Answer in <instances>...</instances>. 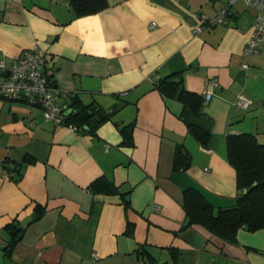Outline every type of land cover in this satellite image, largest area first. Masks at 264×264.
Listing matches in <instances>:
<instances>
[{"label": "crops", "instance_id": "1", "mask_svg": "<svg viewBox=\"0 0 264 264\" xmlns=\"http://www.w3.org/2000/svg\"><path fill=\"white\" fill-rule=\"evenodd\" d=\"M107 1L76 18L70 0H0V60L38 46L52 83L113 114L80 132L30 101L0 102V264H264V228H241L228 242L189 225L183 206L195 189L216 210L235 207L227 137L249 133L264 144V44L244 53L256 11L238 1L225 24L197 31L228 0ZM168 77L202 95L218 81L202 106L205 147L180 117L181 102L155 87ZM239 94L253 104L237 106ZM60 103L69 115L71 101ZM133 121L125 139L121 127ZM179 145L186 164L175 169ZM28 217L10 245L8 226Z\"/></svg>", "mask_w": 264, "mask_h": 264}, {"label": "trees", "instance_id": "2", "mask_svg": "<svg viewBox=\"0 0 264 264\" xmlns=\"http://www.w3.org/2000/svg\"><path fill=\"white\" fill-rule=\"evenodd\" d=\"M108 6L107 0H70V8L76 18L96 14ZM233 5L228 3L226 7ZM225 8V7H224ZM223 9V8H222ZM231 15V12L228 16ZM227 22V18H226ZM225 24V23H223ZM207 26H214L206 24ZM155 87L165 97H176L182 104L180 117L186 123L190 135L202 146H206L210 137L207 126L208 119L202 114L204 95L188 91L177 78H164L155 83ZM71 101L72 112L67 116V123L76 125L80 132H86L85 125L91 132L104 122L111 119L113 114H108L102 108L86 105L77 96ZM135 122L121 127L125 139H130ZM184 146L176 149L174 167H185L186 155ZM227 155L229 163L235 168L237 185L240 194L237 204L230 209L216 210L204 196L195 189H187L184 193V209L189 220V225L199 224L221 239L235 243L241 228L251 232L264 228V144L258 142L256 137L249 133L231 134L227 137ZM28 162H30L28 160ZM12 177L19 179V169L14 171ZM36 209L43 211L42 207ZM39 217V214L36 215ZM12 233L10 245H16L22 237L24 228L21 223L8 226ZM140 255H144L140 253Z\"/></svg>", "mask_w": 264, "mask_h": 264}, {"label": "built area", "instance_id": "3", "mask_svg": "<svg viewBox=\"0 0 264 264\" xmlns=\"http://www.w3.org/2000/svg\"><path fill=\"white\" fill-rule=\"evenodd\" d=\"M238 1H243L246 6L256 11L251 36L244 46L245 54H254L264 44V0H229V4L234 5ZM229 14V7H225L212 18L202 16L201 25L197 31H200L206 24L226 23ZM45 63L46 53L38 46L23 51L9 65L4 60H0V69L4 70V77L0 79V102L17 99L30 101L33 105L41 107L44 119L55 124H67L72 130H78L76 125L67 123L68 112L60 103L61 100L72 99L74 94L52 83L45 70ZM243 66L248 67L247 64ZM217 82L216 79L210 80L204 92L206 101L211 98ZM252 104V99L244 94L237 96V106L247 109ZM104 147L108 150L109 145L105 144ZM9 176V174L6 175V177Z\"/></svg>", "mask_w": 264, "mask_h": 264}, {"label": "water", "instance_id": "4", "mask_svg": "<svg viewBox=\"0 0 264 264\" xmlns=\"http://www.w3.org/2000/svg\"><path fill=\"white\" fill-rule=\"evenodd\" d=\"M72 109H70L69 111H71ZM31 219V217L25 218L22 222H21V226L22 227H26L27 226V222ZM133 242V240H129V244H131ZM134 243V242H133Z\"/></svg>", "mask_w": 264, "mask_h": 264}, {"label": "rangeland", "instance_id": "5", "mask_svg": "<svg viewBox=\"0 0 264 264\" xmlns=\"http://www.w3.org/2000/svg\"><path fill=\"white\" fill-rule=\"evenodd\" d=\"M6 252H8V250H6ZM10 258H7V260L9 261ZM160 264H163L162 262Z\"/></svg>", "mask_w": 264, "mask_h": 264}]
</instances>
